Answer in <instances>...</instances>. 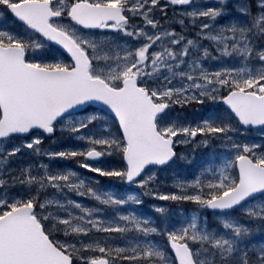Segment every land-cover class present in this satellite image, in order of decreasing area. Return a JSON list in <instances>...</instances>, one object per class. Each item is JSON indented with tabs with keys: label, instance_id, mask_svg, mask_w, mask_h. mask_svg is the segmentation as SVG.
Here are the masks:
<instances>
[{
	"label": "snow or ice",
	"instance_id": "6c2138e0",
	"mask_svg": "<svg viewBox=\"0 0 264 264\" xmlns=\"http://www.w3.org/2000/svg\"><path fill=\"white\" fill-rule=\"evenodd\" d=\"M0 264H264V0H0Z\"/></svg>",
	"mask_w": 264,
	"mask_h": 264
},
{
	"label": "rangeland",
	"instance_id": "374dc122",
	"mask_svg": "<svg viewBox=\"0 0 264 264\" xmlns=\"http://www.w3.org/2000/svg\"><path fill=\"white\" fill-rule=\"evenodd\" d=\"M253 135H257L258 136V133H254ZM67 163H70L71 164L70 166L76 167L74 161H67ZM144 199H145L144 208L147 209L149 207V205L152 203L153 198H151V197H145ZM184 207L186 209H191L193 206L190 203H185Z\"/></svg>",
	"mask_w": 264,
	"mask_h": 264
}]
</instances>
